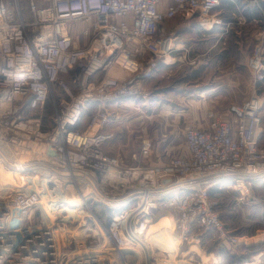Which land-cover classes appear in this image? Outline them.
I'll return each instance as SVG.
<instances>
[{
    "label": "built area",
    "instance_id": "2783aa9c",
    "mask_svg": "<svg viewBox=\"0 0 264 264\" xmlns=\"http://www.w3.org/2000/svg\"><path fill=\"white\" fill-rule=\"evenodd\" d=\"M221 3L29 0L25 13L18 0L15 7L0 0V264H130L123 250L136 246L145 250L144 264H174L145 238L162 208L176 212L180 243L194 242L195 228H214L237 246L264 242V230L229 233L212 195L227 181L240 190L264 178L260 96L231 103V118L210 109L203 125L186 124V151L165 162H148L150 138L136 164L103 149L115 136L116 106L151 98L145 83L181 48L166 21L191 11L202 26L222 24ZM247 64L256 81L264 79V43ZM67 192L95 221L92 200L116 212L102 247L79 249L83 242L60 214Z\"/></svg>",
    "mask_w": 264,
    "mask_h": 264
},
{
    "label": "rangeland",
    "instance_id": "374dc122",
    "mask_svg": "<svg viewBox=\"0 0 264 264\" xmlns=\"http://www.w3.org/2000/svg\"><path fill=\"white\" fill-rule=\"evenodd\" d=\"M195 15L198 19L197 14ZM175 20L177 19L174 18L172 21ZM179 22L178 19L177 23ZM206 41L207 43L201 46H199L200 44L194 46V52L190 51L186 56L183 55V63L175 71L169 72L157 80L151 78L145 83L144 86L152 91L151 98L136 101L124 99L116 106V119L112 124L116 134L111 143L119 142L122 146L121 154L128 156L129 161L126 160L128 163H133L130 157L134 152L139 151L143 137L150 136L157 144H160V148L166 143H170L173 147L179 146L185 141L183 134L185 125L204 124L206 121L204 116L208 108L226 112L232 98H240L238 100L241 101L248 97L246 85L251 74L248 68L241 63H235V66L239 65L238 69L234 72L232 70L226 72L233 65L230 67L222 65L215 55L216 49L213 50L212 59L207 61L204 49L206 45H211L214 41L213 39ZM238 57L240 58V56ZM194 58L197 61L191 63L190 61ZM234 80L238 81L236 86L233 84ZM214 86L217 88L213 89ZM207 87H209V94L206 91L202 93V89ZM208 102H211V105ZM89 112H87L86 118ZM179 153L166 151L164 156L161 153V158L164 159L168 155ZM152 158L158 159L155 156ZM253 183L246 187L241 186L239 190V186H236L234 181H227L222 188L217 187L212 190L213 196L220 202L219 211L226 229L231 234L245 235V238L257 233L261 234L264 230V178L257 179ZM67 193H69L67 199L70 205L75 203L80 209L74 215L73 213L69 214L68 211L65 213L60 211V214L63 219L70 220L65 226L72 230V234H77L79 243L83 242L79 249L102 247L104 229L107 228L116 212L104 203L92 200L90 206L96 216L95 221L92 213L81 206L80 197L71 192ZM161 211V214H165L162 220L158 222L157 226L150 227L147 231L148 239L154 244L153 250L171 252L174 249L175 253H170L174 264H191V261L188 260L191 255H194V259L200 258L193 253L194 250L200 251L201 241H198L197 238L194 240L195 243L192 242L187 246L194 250L183 256L181 249L184 250L186 245L179 242L175 231L172 230L171 233L165 231L162 224L170 212L166 208H162ZM171 220L170 225L172 224L173 229L174 222L173 219ZM209 232V237L216 241L218 239L217 230L211 229ZM205 246V248L215 247L214 244L210 246L207 243ZM123 253L128 257L130 264L145 263L144 252L140 246L125 249Z\"/></svg>",
    "mask_w": 264,
    "mask_h": 264
},
{
    "label": "crops",
    "instance_id": "0c3cea01",
    "mask_svg": "<svg viewBox=\"0 0 264 264\" xmlns=\"http://www.w3.org/2000/svg\"><path fill=\"white\" fill-rule=\"evenodd\" d=\"M35 1L38 4L42 5L50 2V0ZM5 2L9 7H15L17 5L16 0H5ZM28 4L29 0H18V5L23 11H25V13L27 11L26 9L28 7ZM218 11L223 18V23L215 24L212 27H205L200 25L198 19L196 18V15L191 11H188L187 15H183L180 13L177 14L174 17L175 19H177L175 21H172L174 18L166 21L167 31L172 34H176L179 37L178 45L181 48L180 50L175 52L174 55L169 57L167 61H160L159 67L152 78L153 80H157L163 77L165 74L175 71L182 65L184 58L183 55L186 56L190 51L194 52L193 48L194 46H198L197 44H200L199 46H201L207 43L206 40L213 39L214 42L211 45H206V48L204 49V54L206 55L207 61L212 59V55L214 54L213 50L216 49L217 52L215 53V55L218 57V61L222 63V65H229V67L233 65V67L227 69L226 72L228 70H232V72L236 71L239 65L235 66V63H241L246 66L249 70V73H251L250 79L248 80V83L246 85L249 94L248 97L252 94H255L260 96L262 100L260 124L258 127L257 135L259 143L264 144V79L256 81L255 73L248 67L247 64L248 58L251 55L255 45L264 43V0H222ZM178 19L180 20L179 23H177ZM238 56H240V58ZM208 67L209 65L207 66V69ZM236 82L238 81H233V84L235 86L237 84ZM216 88L217 87L215 86L213 87V89ZM205 91L209 94V87L202 89V93H205ZM238 99L240 98H232L229 104L240 103L245 100L244 99L240 101ZM211 102H208V104L211 105ZM210 109H214L224 117H232L229 108L226 112H221L215 108H208L205 112L204 120H206L207 112ZM143 138H150V136H145ZM112 140L106 142L103 145V149L106 153L120 154L122 157V161L126 164H136L139 162V160H141L139 156V149V151L134 152L130 157L133 163H128L126 161L128 160V156L121 154L122 146L119 144V142L115 144L114 142L111 143ZM151 140L153 143V148L148 162H151L153 164L167 161L170 155H168V157H165L164 159L161 158L162 155H165L166 151H168V153H170L171 151L184 153L186 151L185 141L179 146L173 147L170 143H166L165 146L160 148V144H157L153 139ZM153 156L158 159L152 158ZM170 215L167 214L165 221L162 223L164 230L168 231L169 233H171L173 230L177 233V229H172V224L170 225V223H172L171 219H173V222L175 223L176 212H170ZM211 229L214 228H195L192 231L195 238H197L198 241H201L199 248L200 251H196L190 247L187 248V246H189L188 243L182 244L186 245V248L184 250L179 247V249H181L183 253V256L188 255L189 252H192V250H194L193 253L200 257L198 259H194V255L188 257V260L191 261V264H246L251 260H258L264 257V242L252 245L237 246L231 244L226 238L220 237L219 233L218 239L214 241L213 238L209 237L210 234H208L210 233L209 231ZM145 236L149 249L154 251V244L150 242L147 235ZM205 243L210 246L214 244L215 247L205 248ZM140 247L141 249H143L145 256L144 248L142 246ZM157 252L175 253V250L172 249L171 252H160L159 250ZM136 253L137 252H135V254ZM203 257H205L206 259H204Z\"/></svg>",
    "mask_w": 264,
    "mask_h": 264
},
{
    "label": "bare ground",
    "instance_id": "6f19581e",
    "mask_svg": "<svg viewBox=\"0 0 264 264\" xmlns=\"http://www.w3.org/2000/svg\"><path fill=\"white\" fill-rule=\"evenodd\" d=\"M69 205L64 206L62 209L65 210V211H68L69 214L73 213V215H74V213H78L79 212L80 208H79L78 205H75V203L74 204L72 203L70 206Z\"/></svg>",
    "mask_w": 264,
    "mask_h": 264
},
{
    "label": "trees",
    "instance_id": "16d2710c",
    "mask_svg": "<svg viewBox=\"0 0 264 264\" xmlns=\"http://www.w3.org/2000/svg\"><path fill=\"white\" fill-rule=\"evenodd\" d=\"M213 195V194H212ZM219 207H220V205H219ZM219 209V208H218ZM222 216V215H221Z\"/></svg>",
    "mask_w": 264,
    "mask_h": 264
}]
</instances>
